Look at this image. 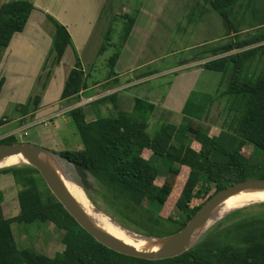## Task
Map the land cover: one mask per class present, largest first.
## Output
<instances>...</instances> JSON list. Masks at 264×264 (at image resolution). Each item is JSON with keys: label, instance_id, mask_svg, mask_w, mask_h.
I'll return each mask as SVG.
<instances>
[{"label": "trees", "instance_id": "obj_1", "mask_svg": "<svg viewBox=\"0 0 264 264\" xmlns=\"http://www.w3.org/2000/svg\"><path fill=\"white\" fill-rule=\"evenodd\" d=\"M208 1L224 23L231 25L228 8L239 0ZM33 8L29 0L3 1L0 56L11 39L24 30ZM132 15L119 14L124 20L121 48L134 26L136 18ZM47 19L53 26L51 51L53 63L57 65L72 40L62 23L50 15ZM110 31L99 54L111 43ZM263 41L264 32L204 51L200 59L213 58L204 61L201 67L222 74L217 94L206 102L188 99L181 110V123L161 116L158 129L150 134L149 120L156 105L133 97L132 109L121 110L114 102L118 94L115 91L95 102L96 107L111 103L114 110L107 114L97 111L94 117L88 118L83 106L66 111L75 123L82 148L50 151L71 164L81 177L91 175L97 181L98 193L109 211L106 212L122 226L149 237L177 232L220 190L246 179L264 178V74L254 80L240 77L250 56L263 50L264 43L259 44ZM120 49L108 58L109 69L104 80L117 75L115 65ZM235 49L240 51L229 53ZM87 78L76 55L60 100L75 102L79 93L88 87ZM3 82L2 77L0 87ZM222 99L224 109L220 127L238 138L232 149L204 126L214 103ZM40 100L41 96L36 94L15 109L25 115L36 110ZM5 119L2 117L0 123ZM17 141L14 135L0 138V143ZM245 147L251 149L250 154L244 152ZM152 158L159 159L164 173ZM0 174L12 176L19 204V213L10 216L0 191V264H264V202L227 213L187 251L174 257L150 260L120 253L94 238L66 210L47 184L43 186L44 179L35 167L28 164L9 166L1 168ZM78 183L95 204L89 183L82 180ZM197 201L200 202L193 204ZM169 206L172 208L165 215ZM35 221H50L62 230V249L54 256L18 246L11 224Z\"/></svg>", "mask_w": 264, "mask_h": 264}, {"label": "rangeland", "instance_id": "obj_2", "mask_svg": "<svg viewBox=\"0 0 264 264\" xmlns=\"http://www.w3.org/2000/svg\"><path fill=\"white\" fill-rule=\"evenodd\" d=\"M127 1H132L138 11L141 8H148L144 4V0ZM138 1H141V3L137 5ZM162 5L159 9L160 11H158L157 20L154 23L156 26L152 25V34L146 39L147 44L144 47L141 46L142 53L136 57L137 63L146 62V66L140 70L141 73L151 71L152 73L158 72L160 74L150 77L140 84L119 91L117 100L114 101L116 103L121 99V103L118 106L121 110L127 111L132 109L134 102L131 103L130 101L133 97H140L154 103L156 107L152 118L149 120L148 127L150 134H153L158 129V125L161 122L159 117L161 116L173 123H181V110L183 108L180 109V107H184L188 99L205 100L206 102L210 98H215L222 74L202 68L200 65L192 64L190 63L192 60L204 56L205 54L203 55V52L209 49L213 50L222 45L230 44L235 40L260 35L264 32V0H239L235 5L229 7L228 14L231 25L224 23L223 18L210 6L208 0H162ZM153 8H155V4H153ZM137 10H135L136 13H133L135 18L139 14ZM102 20L103 18L100 21ZM47 23L51 29L45 28V30H41L39 35L44 40V47L46 48L44 51V59L40 58V61L34 62L24 61L23 58L26 51L24 49L19 54H11V56H8L7 61L4 60L5 62L1 63L0 78L4 76L5 82L0 87V118L5 115L8 117L16 116L15 104H25L36 94H39L44 101L51 102V111H57L63 107L62 105L56 104V100H58L62 90L63 79H61L59 72L54 68V53L51 51L52 36L50 34L51 31L53 32V26L50 21ZM111 25H113L110 34L111 43L106 46V49L101 54L97 55L94 61L95 64L93 66L91 65L92 71L87 78L89 83L93 80L103 81L106 78L109 69L107 60L114 52L121 48L120 41L124 20L119 16V13L113 19ZM39 30L38 26L29 22L26 24L23 34L17 35L18 42L20 43L23 39H34L36 35L38 36ZM48 36L49 38L47 39ZM263 43L264 41L259 44ZM20 48V46H17L16 50H21ZM35 50H38V47ZM236 51H240V49H235L229 53ZM71 58L72 56L67 54L62 59L64 60L62 61L64 62V67L62 68L61 74H68L69 67L72 64ZM201 63L202 61L198 64ZM44 66L45 69L43 71ZM176 66L182 67L183 69L166 72L168 69H175ZM50 68L49 75L48 70ZM140 72L137 71L131 74L134 75L137 73L138 75ZM152 73L147 72L145 74L152 75ZM229 73L227 74L228 77ZM261 74H264V48L254 57L250 56L240 77L247 80H254V78ZM223 106L224 99L214 103L208 117L204 121V126L211 134L218 135L226 147L232 149L236 145L238 138L232 132L228 131V129H222L220 127L223 120ZM100 109L103 112H101L102 114H107V109L104 106H101ZM89 113L92 115V111L87 110V114ZM204 117L205 115H202V118ZM43 123L45 124L44 121H40V124ZM12 126L10 124L7 128H11ZM47 129H51L54 132L51 135V139L54 141L53 147H50V149L45 146L49 150H78L83 147L75 123L69 115L58 114L54 116L52 125L48 126ZM4 130L6 128H1L0 132ZM15 132L17 131H12L11 133L16 138L19 137L20 142H25V138L22 139ZM244 152L250 154L251 149L245 147ZM152 159L159 166L160 171L164 173L165 168L161 165L159 159ZM62 168L78 185L80 180L89 183L90 194L95 200V205L103 209V211L109 212L106 203L102 201L98 193L100 186L91 175L81 177V175L77 174L74 167L65 160H62ZM8 176L12 178L10 175ZM41 183L43 186L46 184L43 180ZM10 196L13 203L16 204L15 190L11 192ZM198 202L200 201L194 202L193 204H197ZM255 204L258 203H252L246 206ZM171 208L170 206L167 207L164 214H168ZM48 225H53L50 229L51 231L48 230ZM11 228L14 237L18 240L17 244L20 247H28L39 252L35 246L30 244L31 242L32 244L33 242L34 244L36 242L39 244L43 239L47 240L45 250L52 251L51 256H54L57 251L62 249L60 243L62 230L56 228L50 221H35L32 223L13 222ZM55 229L56 231H54ZM41 234L42 236H40ZM23 238L27 240L28 245H25L26 242ZM39 246L41 247V245Z\"/></svg>", "mask_w": 264, "mask_h": 264}, {"label": "crops", "instance_id": "obj_3", "mask_svg": "<svg viewBox=\"0 0 264 264\" xmlns=\"http://www.w3.org/2000/svg\"><path fill=\"white\" fill-rule=\"evenodd\" d=\"M29 1L32 2L34 8L31 12L27 24L30 22L31 24L38 26V28L40 29L38 36L36 35V37L32 40L23 39L19 43L17 39V35L23 34V31L16 34L11 39L8 46L5 48L4 54L0 58V66L1 63L5 62L4 60L6 61L8 60V56H11V54L13 53L19 54L22 51H24V49H26L23 58L24 61L34 62V61H40V58L44 59V51L46 50V48L44 47V40H42L41 37H39V35L41 30H45V28L51 29L50 25H48L47 23L49 21L47 19V15H50L54 17L56 20H58L60 23H62L67 28L71 36L72 45L66 48L62 59L67 54H70L72 56L71 58L72 64L69 67L70 70L74 65L77 55L81 61L83 71L88 77L90 76V73L92 71V66L95 64L94 61L97 55H99V49L101 45L103 44L109 31L112 30L113 25H111V22L113 21V19H115V16L118 15V13L133 14V11L135 10L136 7L133 5L132 1L129 2L127 0H29ZM143 2L144 4L147 5L148 8H141L140 11H138L139 13L138 17L135 20L130 35L127 41L125 42L124 46L120 49L119 58L115 65V71L117 72L116 76L109 78L108 80H103V81L100 80V82L97 83L94 82L97 80H93L91 83L87 81L88 87L79 93V96L75 102L68 103L66 100L61 101L59 96L58 100H56V104L62 105L63 107L57 111H51V107H52L51 102L44 101L42 97L37 106V109L31 110L29 113L25 115L20 114L15 109L16 116H12V117H8L6 115L2 116V117H6V119L3 124L0 123V129L6 128V130L0 132V138L13 135V133H11L12 131L19 132L23 130L22 132L17 133V136L22 137V139L25 138V142L37 144L39 146L42 145V147L45 146H47L48 148L53 147L52 145L54 141L51 139V135H53L54 132H52L51 129H47V127L52 125V120L54 116L58 114H66V111L76 106H83L86 111L87 110L92 111V115L90 113L87 114L88 118L94 117L97 111H101L100 109L101 106H104L105 109H107V112L112 111L114 109L111 103L100 104L98 107H96L95 102L98 99L106 95H109L115 91H118L117 93H119V91L140 84L142 81H146V79L160 74L158 72L152 73L151 71H144L143 73H141L140 70L142 69V67L146 66V62L143 61L137 63L136 60L137 55L142 53L141 46L144 47L147 44L146 39H148L149 36L152 34V25H155L154 23L157 20L158 11H160L159 9L163 6L162 0H144ZM140 3L141 1H138L137 5ZM153 4H155V8H153ZM101 18H103L102 21H100ZM50 34L52 36L53 32L51 31ZM48 38L49 36L47 37V39ZM17 46H20L21 50H16ZM37 47L38 50H35V48L37 49ZM211 58L213 57H208L203 59L198 58L196 60H192L190 63L195 64L197 66L198 65L201 66V64L204 61L209 60ZM62 59L61 62L55 65L54 68L57 70V72H59L61 79H63L62 82V89H63L68 74L66 73L61 74L62 68L64 67L63 66L64 62H62L64 60ZM200 61H202V63L198 64ZM182 69H183L182 67L176 66L175 69L171 68L166 70V72H174ZM137 71H139L140 74L138 75L137 73H135L134 75L131 74ZM147 72L152 73V75L145 74ZM2 77L4 78V82H5V77L1 76V78ZM120 81H122V83H120ZM82 101H86V103L83 104ZM127 102L129 101L127 100ZM130 102L132 103L133 99H131ZM120 103H121V99L117 104L119 105ZM19 104H23V103H17L15 104V106ZM182 108L183 106L180 107V109ZM21 120L23 121V124L19 123V121ZM40 121H46V122L45 124L44 123L40 124ZM10 124H12L13 126L11 128H7ZM18 138L16 139L20 141ZM8 175L10 174H0V191L2 192L4 197V207L6 211L10 216H15L19 213V209H18L19 204H18L17 196H16V204H15L13 203L10 194L14 190L16 194L17 189L16 186L14 185L13 178H10ZM48 226H49L48 230H50L53 225H48ZM54 231H56V229ZM47 233H49V231H47ZM40 236H42V234ZM23 239L26 242L25 245H28L27 240H25V238ZM15 240L18 243V240L16 238ZM30 245L35 246V248L39 252L46 254L48 253L47 256L52 257L51 256L52 251L45 250L47 245V240L42 239L39 242V244H37V242L36 244H34V242L32 244L31 242ZM39 245H41V247Z\"/></svg>", "mask_w": 264, "mask_h": 264}, {"label": "water", "instance_id": "obj_4", "mask_svg": "<svg viewBox=\"0 0 264 264\" xmlns=\"http://www.w3.org/2000/svg\"><path fill=\"white\" fill-rule=\"evenodd\" d=\"M3 1L4 0H0V8ZM40 152L47 154L54 163H57V161L59 160V158L48 148L39 146L37 144L20 141H17L15 143H0V160L7 156L18 154H22L24 157H26L29 160L28 165L35 167L40 172L41 176L43 177L53 195L75 218V220L99 242L120 253L150 260L174 257L190 249L200 238L199 236L194 242L191 241L196 229L206 220L208 215L217 206V204H219L225 198L250 187L264 188V178L246 179L225 187L224 189L214 194L211 198H209L195 213V215L186 223V225L177 232L164 237H149L137 233L147 238L167 239L165 243L155 251H142L135 249L120 240L106 235L94 225H92L81 208L77 205L73 197L65 188L58 173L49 165L39 159ZM118 225L125 229H128L122 226L120 223H118ZM128 230L134 232L130 229Z\"/></svg>", "mask_w": 264, "mask_h": 264}, {"label": "bare ground", "instance_id": "obj_5", "mask_svg": "<svg viewBox=\"0 0 264 264\" xmlns=\"http://www.w3.org/2000/svg\"><path fill=\"white\" fill-rule=\"evenodd\" d=\"M39 159L58 173L65 188L81 208L90 223L106 235L142 251H155L167 240L166 238H147L121 227L118 225L115 218L103 211V209L97 207L87 193L65 173L62 168V160L59 159L57 163H54L51 158L43 152L39 153ZM28 163L29 160L22 154L12 155L0 160V168ZM260 202H264V188L250 187L225 198L217 204L206 220L196 229L191 241L194 242L199 236L201 237L213 224L221 220L227 213L246 205Z\"/></svg>", "mask_w": 264, "mask_h": 264}, {"label": "built area", "instance_id": "obj_6", "mask_svg": "<svg viewBox=\"0 0 264 264\" xmlns=\"http://www.w3.org/2000/svg\"><path fill=\"white\" fill-rule=\"evenodd\" d=\"M82 103H83V104H85V103H86V101H82ZM44 122H46V121H44ZM22 131H23V130H22ZM22 131L15 132V134H17V133H20V132H22Z\"/></svg>", "mask_w": 264, "mask_h": 264}]
</instances>
